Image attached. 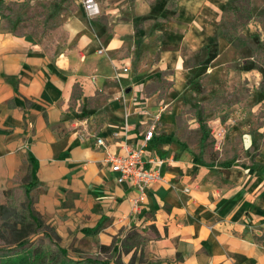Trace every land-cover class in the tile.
<instances>
[{"label": "crops", "instance_id": "obj_1", "mask_svg": "<svg viewBox=\"0 0 264 264\" xmlns=\"http://www.w3.org/2000/svg\"><path fill=\"white\" fill-rule=\"evenodd\" d=\"M165 1V24L179 37L141 30L115 9L106 12L112 20L106 42L73 22V43L55 54L31 36L0 29V191L30 173L35 211L70 256L74 248L102 254L106 246L125 261L143 252L148 264H264V143L253 162L243 155L201 165L166 152L156 131L149 152L169 158L171 183L154 184L136 212L133 185L118 182L105 150L79 136L98 134L116 152L123 141L137 145L148 126L139 114L131 118L127 89L140 94L152 74L170 71L173 91H183L191 74L188 49L216 42L214 24L230 0H176L171 7ZM150 3L136 0L137 13L148 14ZM157 35L164 36L160 58L139 80L126 43ZM256 132L264 135V123ZM245 135L249 149L254 135Z\"/></svg>", "mask_w": 264, "mask_h": 264}, {"label": "rangeland", "instance_id": "obj_2", "mask_svg": "<svg viewBox=\"0 0 264 264\" xmlns=\"http://www.w3.org/2000/svg\"><path fill=\"white\" fill-rule=\"evenodd\" d=\"M150 1L149 13L140 15L136 0H98L102 13L89 18L81 0H0V29L31 36L55 54L73 43V22L90 28L106 42L112 29L106 12L115 9L122 13L121 19H135L141 30L155 34L162 30L167 36L179 37L165 24L163 13L169 10V1ZM170 1L168 7L176 3ZM225 6L220 21L214 24V45L204 50L188 49L191 74L183 91H173L170 71H159L152 74L140 94L126 92L131 118L137 114L139 118L145 116L149 125H157L156 136L161 144H166V152L181 160L192 159L195 164L228 162L243 155L253 162L264 143V135L256 132L264 123V0H230ZM159 35L149 42L144 37L128 39L124 54L134 56L131 66L135 78L141 80L142 71L159 60L164 41V36ZM155 93L159 97L151 99ZM82 114L79 112L78 116ZM248 132L254 135L249 149L245 142ZM15 182L13 200L21 205L24 188L33 183L32 176L21 175ZM10 194V189L0 191V203L7 204ZM70 252L76 257L116 258L117 264H148L143 252L129 261L115 248L103 250L102 254L79 248Z\"/></svg>", "mask_w": 264, "mask_h": 264}, {"label": "trees", "instance_id": "obj_3", "mask_svg": "<svg viewBox=\"0 0 264 264\" xmlns=\"http://www.w3.org/2000/svg\"><path fill=\"white\" fill-rule=\"evenodd\" d=\"M36 186L31 183L24 188L21 205L13 200L14 188H10L8 203H0V264H117L101 258L70 256L55 239V230L35 211L32 192Z\"/></svg>", "mask_w": 264, "mask_h": 264}, {"label": "built area", "instance_id": "obj_4", "mask_svg": "<svg viewBox=\"0 0 264 264\" xmlns=\"http://www.w3.org/2000/svg\"><path fill=\"white\" fill-rule=\"evenodd\" d=\"M82 8L89 18L98 17L102 9L98 0H81ZM125 72L129 67H124ZM130 113L126 114L125 130L128 132L131 128L129 123ZM141 124H147L148 129L144 131L141 140L137 145L123 141L121 144L122 152H116L111 149L106 139L98 134L81 131L79 136L82 139L93 141L98 147L105 150V162L110 165L117 173V181L120 183L129 182L135 188L137 194L133 199L134 211L140 212L141 206L147 198L148 190L157 183H171L165 174L169 158L156 153H150L149 147L152 144L156 134V124L149 125L148 119L144 116ZM117 136L119 134H116Z\"/></svg>", "mask_w": 264, "mask_h": 264}, {"label": "water", "instance_id": "obj_5", "mask_svg": "<svg viewBox=\"0 0 264 264\" xmlns=\"http://www.w3.org/2000/svg\"><path fill=\"white\" fill-rule=\"evenodd\" d=\"M131 91H132V88H128V89H127V92H131Z\"/></svg>", "mask_w": 264, "mask_h": 264}]
</instances>
